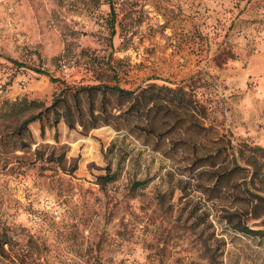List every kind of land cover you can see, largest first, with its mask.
<instances>
[{"label": "rangeland", "instance_id": "374dc122", "mask_svg": "<svg viewBox=\"0 0 264 264\" xmlns=\"http://www.w3.org/2000/svg\"><path fill=\"white\" fill-rule=\"evenodd\" d=\"M9 60L68 84L179 86L217 142L195 152L182 126L157 141L87 114L69 129L59 107L0 156V264H264V200L247 191L264 198V0H0V104L50 106L63 86ZM213 149L215 168H189Z\"/></svg>", "mask_w": 264, "mask_h": 264}, {"label": "trees", "instance_id": "16d2710c", "mask_svg": "<svg viewBox=\"0 0 264 264\" xmlns=\"http://www.w3.org/2000/svg\"><path fill=\"white\" fill-rule=\"evenodd\" d=\"M9 62L18 69L25 68L35 74L46 76L51 83L61 84L63 89L53 99L50 106L26 117L24 116L28 112L39 109L36 101L15 100L12 102L4 101L0 104V125L7 122V120H14L17 123L12 132L0 133V156L25 152L29 148V144L26 142V139L30 137L28 126L39 123L40 134L44 135V125L47 122L49 123L47 115L52 113L53 119L50 123L56 124L59 117V107L63 109L64 115L62 118L65 119V124L69 129H73L75 121H78L85 129L86 125L83 119L87 114L90 129L96 128L98 121H101V124H113L117 131L125 128L130 132H141L145 136L155 135L158 138L157 141L164 134L172 133L178 126H182L184 132L190 134L191 140L179 142L187 145L190 150L195 152L205 148V140L217 142V140L211 139V128L201 124L196 116H202V111L199 109L197 112L194 111L196 107L193 96H187L186 91L179 86L170 88L148 83L143 87L137 86L135 89L126 90L118 85L116 74L113 75V85L68 84L66 81L51 77L49 73L39 68L27 67L15 60H9ZM108 95L116 97L118 101L116 107H109ZM71 100H73V105L70 104ZM84 105L87 107L86 111L83 109ZM135 120L138 123H130ZM219 153L220 150L213 149V152L209 154L202 153V156L193 155L191 158L188 157L187 161L190 160L191 162L189 168L196 170L198 163L208 161L211 163L209 166L215 168ZM233 171L234 169L212 172L214 183L213 187L209 189L219 193L223 182H227V178L233 176ZM111 179H113V176L109 177V180ZM247 191L250 195L248 203L254 209L264 198L251 193L248 189ZM7 244L8 239L4 236L0 246L3 248Z\"/></svg>", "mask_w": 264, "mask_h": 264}]
</instances>
